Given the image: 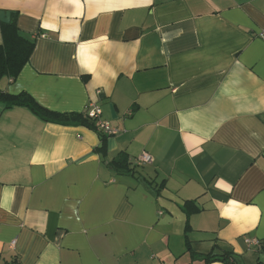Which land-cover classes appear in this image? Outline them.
I'll list each match as a JSON object with an SVG mask.
<instances>
[{"label":"crops","instance_id":"1","mask_svg":"<svg viewBox=\"0 0 264 264\" xmlns=\"http://www.w3.org/2000/svg\"><path fill=\"white\" fill-rule=\"evenodd\" d=\"M1 11L35 48L0 89L61 114L95 104L118 132L102 153L89 127L0 103V264H204L188 244L264 264V0H0ZM145 152L152 163L137 166ZM120 153L132 173L111 165Z\"/></svg>","mask_w":264,"mask_h":264},{"label":"trees","instance_id":"2","mask_svg":"<svg viewBox=\"0 0 264 264\" xmlns=\"http://www.w3.org/2000/svg\"><path fill=\"white\" fill-rule=\"evenodd\" d=\"M2 32V44H0V82L8 78L15 81L23 68L29 62L30 57L34 51L35 43L32 40L24 37L18 26L16 17L12 19L9 24H1ZM0 103L5 106L6 109H11L13 107H23L30 109L32 113L36 114L40 119L48 123H54L65 126H84L89 127V129L100 133L102 139V144L98 151L105 153L107 136L101 134L98 131L97 125L93 120L88 118L86 113H70L61 114L53 112L42 105H40L32 96L28 93H20L18 95H12L0 89ZM126 154L120 153L114 161L111 163L114 169L128 172L129 174L133 172L130 168V162ZM199 207H196L194 201H187L183 206V211L186 213L187 217L192 214L198 213ZM186 228L189 229V226ZM191 245L188 244V250L186 254L190 255L188 261L195 262L201 261L204 264H212L215 262L225 263V264H238L237 258L234 253L225 251L224 253L211 252L206 255H199L191 251Z\"/></svg>","mask_w":264,"mask_h":264},{"label":"built area","instance_id":"3","mask_svg":"<svg viewBox=\"0 0 264 264\" xmlns=\"http://www.w3.org/2000/svg\"><path fill=\"white\" fill-rule=\"evenodd\" d=\"M261 38H264V34L261 35ZM87 111V115L88 118H90L91 120H93L95 122V124L97 125L98 131L101 132V134H104L105 136H115V134H117V130L113 129L108 123L104 122L101 120V115H102V111L100 110V108L95 105V104H91L88 107ZM153 160V157L145 152L143 153L141 156H139L135 161H136V165L137 166H145L148 164H151ZM15 241H13L12 245H15ZM246 243L249 245V247H260L261 243L260 241L257 240H246Z\"/></svg>","mask_w":264,"mask_h":264},{"label":"water","instance_id":"4","mask_svg":"<svg viewBox=\"0 0 264 264\" xmlns=\"http://www.w3.org/2000/svg\"><path fill=\"white\" fill-rule=\"evenodd\" d=\"M11 14L12 13H10V12L1 11L0 12V21H1V23L9 24L10 21H11ZM111 110H112V113L114 114V110L113 109H111Z\"/></svg>","mask_w":264,"mask_h":264}]
</instances>
